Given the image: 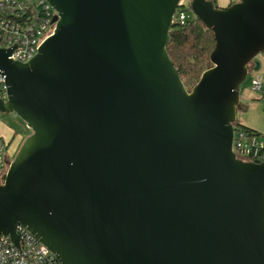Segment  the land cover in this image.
I'll list each match as a JSON object with an SVG mask.
<instances>
[{"label":"water","instance_id":"obj_1","mask_svg":"<svg viewBox=\"0 0 264 264\" xmlns=\"http://www.w3.org/2000/svg\"><path fill=\"white\" fill-rule=\"evenodd\" d=\"M28 62L0 48V113L31 130L0 180V234L27 227L63 264H264V160L233 151L264 0H191L213 31L188 90L167 47L182 0H47Z\"/></svg>","mask_w":264,"mask_h":264},{"label":"built area","instance_id":"obj_2","mask_svg":"<svg viewBox=\"0 0 264 264\" xmlns=\"http://www.w3.org/2000/svg\"><path fill=\"white\" fill-rule=\"evenodd\" d=\"M183 2V1H182ZM174 19L184 23L188 17L183 8ZM177 9V11H178ZM57 11L47 0H0V48L13 49L10 59L28 62L41 45L54 34ZM254 90L264 89V78L252 79ZM7 86L0 70V99L6 100ZM7 144L0 140V180L4 182L8 171ZM264 139L254 140L241 130L234 131L233 151L244 161L264 160L261 152ZM18 243L11 235L0 234V264H63L56 254L22 224H17Z\"/></svg>","mask_w":264,"mask_h":264},{"label":"trees","instance_id":"obj_3","mask_svg":"<svg viewBox=\"0 0 264 264\" xmlns=\"http://www.w3.org/2000/svg\"><path fill=\"white\" fill-rule=\"evenodd\" d=\"M212 1L218 7L216 0ZM183 9L188 17L184 23L174 19L170 30V41L167 51L178 69L185 87L191 90L200 79L202 73L211 66L210 55L215 46V37L213 31L207 28L203 21L193 14L190 5ZM180 11L181 9H178L177 14ZM254 67L255 64L251 62L249 65L250 71ZM241 104L240 110H246L247 106L243 103ZM241 130L254 140L258 138L264 139V134L236 122L235 131L239 132ZM261 152L264 154V147H262Z\"/></svg>","mask_w":264,"mask_h":264},{"label":"crops","instance_id":"obj_4","mask_svg":"<svg viewBox=\"0 0 264 264\" xmlns=\"http://www.w3.org/2000/svg\"><path fill=\"white\" fill-rule=\"evenodd\" d=\"M238 0H216L218 7L225 8ZM259 74L264 78V59L260 60ZM263 95V96H262ZM255 94L248 90L241 91V103L247 106L246 110H238L237 122L251 127L264 134V94ZM15 113H0V140L8 146L10 154L18 152L27 133L23 131Z\"/></svg>","mask_w":264,"mask_h":264},{"label":"rangeland","instance_id":"obj_5","mask_svg":"<svg viewBox=\"0 0 264 264\" xmlns=\"http://www.w3.org/2000/svg\"><path fill=\"white\" fill-rule=\"evenodd\" d=\"M183 2H190L191 0H182ZM261 59H264V55L263 54H259L257 57H256V60L260 61ZM260 76L259 74V70L255 71V70H252L247 78V80L242 84V90H245V91H249V92H252V93H255V94H264V89H261V90H254L253 87H252V79L255 78V77H258ZM263 78V77H262ZM263 96V95H262ZM17 116V120L18 122H20V126L21 128L23 129V131L25 133H27V136L31 134V130L27 127L26 123L18 116ZM6 153L8 154V157L12 160L15 158L16 156V153L14 154H10L8 150H6Z\"/></svg>","mask_w":264,"mask_h":264},{"label":"flooded vegetation","instance_id":"obj_6","mask_svg":"<svg viewBox=\"0 0 264 264\" xmlns=\"http://www.w3.org/2000/svg\"><path fill=\"white\" fill-rule=\"evenodd\" d=\"M10 160H11V159L8 160V163H9Z\"/></svg>","mask_w":264,"mask_h":264}]
</instances>
